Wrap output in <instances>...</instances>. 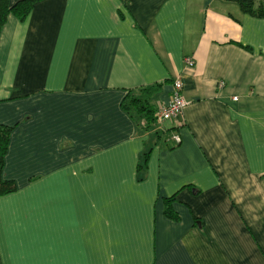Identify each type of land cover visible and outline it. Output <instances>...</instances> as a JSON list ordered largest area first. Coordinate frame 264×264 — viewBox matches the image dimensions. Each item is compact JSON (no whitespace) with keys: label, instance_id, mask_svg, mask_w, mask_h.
I'll list each match as a JSON object with an SVG mask.
<instances>
[{"label":"crops","instance_id":"0c3cea01","mask_svg":"<svg viewBox=\"0 0 264 264\" xmlns=\"http://www.w3.org/2000/svg\"><path fill=\"white\" fill-rule=\"evenodd\" d=\"M178 78L189 105L158 138L122 104L161 85L167 105ZM0 124L16 184L0 264H264V18L238 4L40 0L9 15Z\"/></svg>","mask_w":264,"mask_h":264},{"label":"trees","instance_id":"16d2710c","mask_svg":"<svg viewBox=\"0 0 264 264\" xmlns=\"http://www.w3.org/2000/svg\"><path fill=\"white\" fill-rule=\"evenodd\" d=\"M40 0H21L14 5H11L9 0H0V32L5 25L9 15L13 14L21 21H24L31 12L34 4ZM226 2H234L238 4L241 11L245 14L264 18V0H223ZM174 82V81H173ZM161 85H154L149 88L140 89L130 92L123 101V108L126 110L137 123L146 131L156 129L158 127L156 112L154 106L155 95L160 92ZM12 126L0 124V196L9 194L16 190V184L12 180L3 177V171L6 162V154L10 145V139L13 132ZM168 130H155V135L160 138V135L166 134ZM168 142V141H167ZM179 144V143H176ZM175 144V145H176ZM149 153L143 157L142 163L139 165V170L143 171L147 167ZM174 198H168L165 201V214L177 219V214L172 209V201Z\"/></svg>","mask_w":264,"mask_h":264},{"label":"built area","instance_id":"2783aa9c","mask_svg":"<svg viewBox=\"0 0 264 264\" xmlns=\"http://www.w3.org/2000/svg\"><path fill=\"white\" fill-rule=\"evenodd\" d=\"M186 63L190 67H193L194 65L193 60L190 58L186 59ZM236 99L237 98H235V100ZM188 105L189 102L183 95V84L179 78L175 79L173 82V98L171 102H169L167 105H161L157 108L156 118L158 128L163 130V125H165L167 122L178 120ZM173 139L175 143L181 142V139L178 136L174 137Z\"/></svg>","mask_w":264,"mask_h":264}]
</instances>
